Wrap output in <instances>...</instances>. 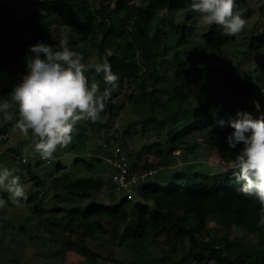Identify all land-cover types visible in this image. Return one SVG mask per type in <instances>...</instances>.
<instances>
[{
	"label": "trees",
	"instance_id": "1",
	"mask_svg": "<svg viewBox=\"0 0 264 264\" xmlns=\"http://www.w3.org/2000/svg\"><path fill=\"white\" fill-rule=\"evenodd\" d=\"M3 1L13 2L0 0V16ZM23 2L30 9L24 23L21 21V29H25V34L19 35L18 29L8 30L9 23L0 20V71H6L3 78L10 81L8 86L3 87V92L11 93L12 86L20 81L21 73L11 68L18 56L29 52V47L37 42L55 45L63 36H68L75 44H82V55L92 51L99 55V62L107 59L112 71L120 77L119 88L112 93L101 118L96 122H81L77 125L79 131L73 136L72 143L67 148H58L72 161L73 170L83 171V175L77 174L74 181L70 179L71 182L61 188H53L56 181L69 178L66 164L57 158L58 149L52 159V171L45 172L49 160L42 159L35 150L32 162L22 163V153L17 148L19 145L10 148L12 160L18 168L14 174L20 177L21 183L27 181L35 188L27 192L28 198L23 206L26 211L36 218H42L46 214L59 217L64 229L58 236L75 234L74 240L65 241L66 249L81 255L86 264H99L100 254L99 250L91 251L86 248L85 238L82 237L85 233L99 237L110 246H126L129 245L126 243L129 240L132 249L148 237L156 241L155 238L163 236V242L172 241L177 245L187 241V255L180 260L186 264L191 261L198 264H264V228L257 227L260 207L254 199L240 193L242 182L235 181L233 170L214 172L210 169L203 170L199 165L192 170L171 168L180 157L188 158L197 154L195 146L198 144L195 143L198 139L210 149H219L223 162L234 159L237 151L235 148L227 152L229 147L226 136L232 129L227 124L224 127L217 124L219 115L226 114L235 118L236 112L224 102L227 99L216 101L212 97L202 66L188 65L179 59L173 69L176 85L170 87L167 99L162 101L154 97L155 86L162 81L157 72V58L168 49L167 42L171 38H186L185 26L177 25L171 29L162 23L164 14L169 11H184L191 0ZM236 5L245 10L248 2L236 0ZM259 13L264 17V6L259 9ZM255 31L256 27L253 26L248 36L249 56H253L255 50L264 48V32ZM221 32L218 25L209 27L203 34L205 46L218 49L235 41V36H224ZM29 54L31 55L30 52ZM99 80L103 90L107 85L102 73L99 74ZM242 88L246 89V86ZM120 97L132 100L135 107L147 112L146 117L139 119L133 126V132L127 128L123 133L131 141L136 135L148 140L140 151L131 154L132 158L122 150L131 158V168L137 173L161 169L158 176L147 177L145 181L140 180L132 185L130 192L115 190L112 176L116 172L112 164H108L110 173L107 176L101 173L96 176L84 173L92 163L103 166L104 161L112 157L117 146L116 137L110 131L112 119L117 117L124 103L117 105L113 100ZM244 112L253 116L254 110L250 107ZM8 129L9 125L0 128V134L7 133ZM119 147L123 149L124 146ZM31 151L27 148L28 154ZM175 152L179 154L176 156ZM149 157L153 160H148ZM142 159H145V163L139 166ZM1 162L2 154L0 164ZM164 171L171 178L167 186L160 183ZM44 174L50 179L41 180L40 177ZM104 185H108L122 198L115 201L111 196L106 204L100 201L95 203L94 193L100 192ZM62 192L78 198L84 207H39L48 193L59 199ZM2 193L9 194L0 190V194ZM6 206L15 205L9 200ZM25 223L14 226V230L28 236V239H35L36 236L30 235ZM210 223L214 225L209 226ZM65 224L71 226L69 229L76 233H69ZM211 227H214L213 231ZM235 228L242 229L244 234L233 237L232 231ZM177 248L178 246L171 245L168 251L174 254ZM167 260L170 259L163 257L159 262ZM129 261L135 262L133 259Z\"/></svg>",
	"mask_w": 264,
	"mask_h": 264
},
{
	"label": "rangeland",
	"instance_id": "2",
	"mask_svg": "<svg viewBox=\"0 0 264 264\" xmlns=\"http://www.w3.org/2000/svg\"><path fill=\"white\" fill-rule=\"evenodd\" d=\"M23 1L24 0H13V2L3 1V3H1L2 14L0 16V20H5L9 23L8 30L18 29L19 35H23L26 32L25 29H21L23 26L21 21L24 23L25 17L30 11V9H28V5L24 4ZM247 2L248 6L244 12L247 20L245 30L235 36L234 42L218 49H211L205 46L203 34L209 30V27L201 25L198 13L191 12L187 14L185 11L165 12L162 23L171 29L177 25L185 26L184 34L186 35V38H178L177 40H175V37L171 38L167 42L169 45L168 49H166L162 56L157 58V72L162 78V81L155 86L156 92L154 93V97H158V99L162 101L167 99L170 87L176 85L173 76V69L176 62L181 60L187 62L188 65L202 66L204 68L205 81L208 82L207 86L212 97H215L214 99L216 101H220L221 98L227 99L224 102H226L227 106H229L234 112H244L251 107L254 110L253 118H256L258 113L253 107V100H259L261 109L264 110V48L255 50L253 56H249L248 49V36L250 32H252L253 26L256 27V33L264 32V17H262L259 13V9L264 6V0H247ZM62 33L63 31L61 34ZM170 33L172 34L173 31L171 30ZM178 35H181V33H178ZM176 41L178 42L175 46L174 44ZM70 46L73 50L79 51L82 54L80 51L82 44H75L74 40H70ZM107 51L110 52L109 49H107ZM173 55L175 58H171ZM28 56H30L29 52L18 56L11 68L16 71L18 70L21 74L26 73L25 58ZM83 56L85 58V63H96L99 61V55L92 51ZM41 58H44L43 55H41ZM1 71L0 99H5L9 96L10 92H3V87L8 86L10 81L3 78L6 71ZM86 76L89 79V83L100 82L99 75L96 74L94 70L90 69L86 73ZM242 86H246V89H243ZM113 101H115L117 105L122 104V102L124 103L119 109L117 117L112 119V129H110V131L114 133L116 137L115 143L119 146H124L122 150L129 153L132 158L131 154L140 151L141 148L147 144L148 140H145V138H142L140 135H136L133 136V140L131 141V138L129 136L124 137L123 133L127 128L133 132V126L138 123L139 119L146 117L147 112L135 107L132 100H127L125 97H120ZM229 118L230 117L226 114L218 116V119L228 120ZM14 124L15 120H13L12 123L5 121L3 119V115L0 114V128L9 125V137L7 140L0 141V154H2L0 169L8 168L15 172L18 168L12 160L13 153L10 151V148H14L13 146L19 145L17 148L21 151L22 156H26L25 163H27L33 158L32 155L34 145L30 137H24L14 129ZM115 129L117 131L114 132ZM125 143L126 145H124ZM195 144H198L195 146L197 154L189 156L188 158L180 157L172 164V170H192L198 168L197 165H199L203 170L210 169L214 172L231 169L229 165L232 159L228 162H223L222 153L219 149H210V147L202 143L199 139ZM242 147V144L237 145L235 155ZM27 148L32 150L30 154H28ZM230 150L231 149L229 148V151L227 152H230ZM57 152L59 154L57 158L62 159L66 164V169L69 172V178L64 177L63 180L56 181L53 188H61L64 184L70 183V179L74 181L77 174L83 175V171L79 169L73 170L71 168L72 161L67 159V156L62 152V150L58 149ZM178 154L179 152L174 153L176 156ZM151 159L152 157L148 158V160ZM53 161L54 160H49L48 165L45 166V172L52 171ZM104 162L105 164L103 166L92 163L88 170L84 173L93 176L101 173L102 175L105 174V176H107L110 173V163L108 161ZM144 163L145 159H142L139 166H143ZM102 167L107 171H105ZM112 168L115 171L114 167ZM154 170L157 172H153L152 175L156 176L161 169L158 168ZM44 175H42L43 177H40L41 180L50 179V177ZM169 181H171V178L168 173L164 171L163 178L160 183L167 186ZM22 184L24 185L26 192H30L32 188L35 189L33 185L27 181L22 182ZM115 193L116 192L110 189L108 185H104V188L100 192L94 193L95 203L100 201L106 204L109 202L111 196H113L115 201L122 198L121 195ZM8 195L10 194L2 193L0 194V197H3V199L6 198L7 201H5L8 203L9 200H11ZM52 198H54V200H52ZM86 201L84 200V202ZM70 206L84 207L83 203L78 198L67 195V193L65 195L64 192H62L59 199L48 193L45 198L42 199V204H40L39 207L44 209H50L52 207H63L68 209ZM26 210L27 209L25 207L17 206H5L0 208V264H52L53 262V264H86V261L81 255L66 249L67 245L65 241L67 239L72 241L76 238L75 234L70 233V231L76 233L74 230L69 229L72 228L71 226H66L65 224V228L69 230L68 232L70 235L66 233L63 237L58 236L64 229L60 225L62 223L59 217L46 214L42 218H36ZM24 222L27 223L25 224L28 226L30 235L36 236L35 239H28V236L23 235L17 229L14 230V226L18 227L24 225ZM56 223H58V225H55ZM213 225V223L209 224V226ZM213 228L214 227H211V231H213ZM242 234H244L242 229L235 228L232 231L233 237L240 236ZM82 237L85 238V244L88 250H99V264H186L180 260L183 256L187 255V241H184L182 245H177L176 242L172 241H168V243L163 242V236L155 238L157 239L156 241H154L152 237H148L145 241L137 246H134V249H132L129 240L126 241V243L129 244L126 246H119L117 244L110 246V244L106 241L101 240L99 237L91 236V234L88 233H85ZM61 238H63V241ZM13 242L16 244H13ZM171 245L178 246L174 254L168 251L169 246ZM71 246L72 245H70V247ZM163 257H166L167 259L169 258L170 260L159 262V260ZM129 259H133L135 262L131 263ZM189 264L198 263L191 261Z\"/></svg>",
	"mask_w": 264,
	"mask_h": 264
},
{
	"label": "clouds",
	"instance_id": "3",
	"mask_svg": "<svg viewBox=\"0 0 264 264\" xmlns=\"http://www.w3.org/2000/svg\"><path fill=\"white\" fill-rule=\"evenodd\" d=\"M184 11L198 13L203 26L218 25L224 36H236L247 26L245 10L237 7L236 0H191ZM29 52L31 55L25 58L26 73L12 86L9 96L0 99V114L5 121L15 120L14 129L31 138L35 152L42 159L52 160L58 148H67L72 143L79 131L77 125L101 118L112 93L119 88L120 77L112 71L107 59L85 63L84 56L70 46L68 36L60 38L55 45L37 42L29 47ZM90 69L103 74L107 87L101 90L98 82L89 83L86 73ZM252 104L258 113L256 118L249 112L237 111L235 118L219 119L217 124L220 127L227 124L232 129L226 136L230 149L243 145L229 167L235 181L242 182L240 193L259 205L257 227L264 228V110L259 100H253ZM8 137V132L1 133L0 141ZM115 148L126 156L119 145ZM127 158L130 164V157ZM21 161L25 163L26 156ZM130 169L133 171L131 164ZM0 190L10 194L15 206L25 205L27 192L13 170L0 169ZM6 203L0 197V208Z\"/></svg>",
	"mask_w": 264,
	"mask_h": 264
},
{
	"label": "built area",
	"instance_id": "4",
	"mask_svg": "<svg viewBox=\"0 0 264 264\" xmlns=\"http://www.w3.org/2000/svg\"><path fill=\"white\" fill-rule=\"evenodd\" d=\"M109 162L115 169V174L112 176V183L116 191L130 192L131 186L136 185L140 180H145L152 174V171H142L140 173L133 172L130 169L128 158L115 148Z\"/></svg>",
	"mask_w": 264,
	"mask_h": 264
}]
</instances>
